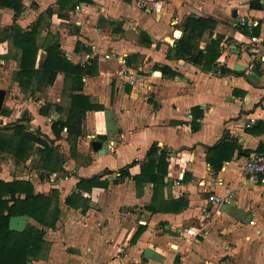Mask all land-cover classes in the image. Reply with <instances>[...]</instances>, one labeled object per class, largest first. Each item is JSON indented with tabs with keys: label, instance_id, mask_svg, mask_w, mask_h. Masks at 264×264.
I'll use <instances>...</instances> for the list:
<instances>
[{
	"label": "crops",
	"instance_id": "crops-1",
	"mask_svg": "<svg viewBox=\"0 0 264 264\" xmlns=\"http://www.w3.org/2000/svg\"><path fill=\"white\" fill-rule=\"evenodd\" d=\"M261 1L262 9L250 8L249 0H22L24 11L18 18L13 17L11 9L0 8V25L16 23L27 30L38 24L39 43L56 40L72 62L94 58L97 65L96 74L83 78L82 92L99 107L86 112L74 155L66 142V131L54 141L55 145H64V150H59L63 172L40 178L33 169L34 174L17 178L29 180L35 193L49 195L57 190L62 201L55 227L45 228L46 256L27 264L254 263L245 257L243 247L235 250L222 246L224 241L216 233L232 232L239 237V228L234 224L243 214V192L264 189V185H257L243 173L251 153L257 152L259 146L263 152L257 153H264V0ZM189 16L217 20L216 26L206 29L199 39L198 48L203 52L217 34L224 37L216 65L209 69L167 56L168 49L182 36L184 20ZM242 18L258 22L254 34L260 43H251V36L240 29L237 22ZM127 30L130 34L143 31L151 42L139 43L126 36ZM174 34L178 37L173 38ZM2 46V57L13 53L18 68L20 50L10 39L1 41ZM105 54L111 58L105 59ZM119 55L126 56L131 73L140 74L137 85H130L119 73L115 59ZM250 64L255 65V80L246 74ZM235 65L245 70H234ZM160 66H167L176 75H164ZM221 66L229 71L220 72ZM58 77L63 79L61 74ZM54 83L48 88H55ZM60 101V96L52 100ZM33 116V121L38 122L34 127L44 129L42 120L46 117L38 111ZM51 118L57 119L58 114ZM43 134L55 138L47 130ZM93 140L101 144L100 151L92 148ZM225 142L236 147L232 157L215 170L208 154L216 160L221 153L218 146ZM153 143L168 152L161 197L188 200L180 213L147 210L153 185L136 186L131 178L139 172ZM133 162L128 168L129 176H115ZM181 173L182 180L175 184ZM102 174L101 180L108 181L107 186L80 191L87 200L84 207L65 203L67 196L79 192L76 183L81 178ZM202 181L205 186L199 184ZM229 187L237 192L233 204L215 206L208 201L209 194L222 195ZM137 207H141L140 211ZM16 218L20 219L16 230L36 225L28 216ZM221 219L232 223L219 227ZM184 223L200 227L204 233L189 238L183 233ZM140 228L142 232L132 242ZM244 229L249 228L242 227L240 231ZM256 264H264V256L257 258Z\"/></svg>",
	"mask_w": 264,
	"mask_h": 264
},
{
	"label": "trees",
	"instance_id": "trees-1",
	"mask_svg": "<svg viewBox=\"0 0 264 264\" xmlns=\"http://www.w3.org/2000/svg\"><path fill=\"white\" fill-rule=\"evenodd\" d=\"M248 5L252 9H262L263 7L261 0H249ZM0 8L11 9L13 17L18 18L24 11V4L22 0H0ZM216 24L217 20L211 17H186L183 23V34L168 49L167 56L188 60L194 64L202 65L206 69L215 66V61L220 56L219 44L224 37L220 34L213 37L205 47V52L198 48V42L203 32L206 29H213ZM39 27L40 25L34 24L24 30L18 24L13 23L11 26L2 28L3 35L0 41L10 39L15 48L20 50L14 80L22 91L28 89L29 93L34 95L35 92H43L45 88L54 83L58 74H61L63 85L68 91V104L63 106L60 103H46L38 110V114L45 117H50L53 112L58 114V118L52 120L50 126L54 139H50L43 133L39 134L37 128L30 130L29 121L26 123L15 122L1 127L0 159L1 154H8L13 158L15 164H23L35 149L38 158L34 161L32 168L39 171L40 178H44L50 173L60 174L63 172V156L54 141L61 137L62 131H66V142L69 144L70 153L73 156L82 132L81 126L86 112L98 109L99 106L91 101L89 95L82 92L83 78L97 72L96 59L89 58L84 63L72 62L66 57L56 40L45 39L44 42L39 43L37 40ZM239 27L244 34L257 36L254 34L257 26L243 25ZM125 34L142 44L151 42L143 31L130 34L127 30ZM40 50L44 52L39 54ZM253 67L255 68V65ZM160 68L164 75H176L167 66H160ZM219 71L229 70L221 66ZM0 114L8 116L9 111L1 108ZM62 114L65 116L63 117ZM25 124H28V127ZM34 146L37 147L34 148ZM235 147L234 144L227 142L218 146L217 150L221 153H218L214 161L208 154V160L215 170L220 168L223 161L232 157ZM260 148L261 146L257 148V152H263ZM133 164L134 162L120 169L119 176H129L128 168ZM167 166V150L160 149L156 143H153L140 164L139 172L131 176L136 186L152 183V202L145 208L154 213H180L188 206V200L183 197L167 199L161 197L165 186L164 177L167 174ZM102 176L103 174L81 178L76 183L79 192H73L67 196L65 203L74 208L79 205L84 207L87 200L81 196L80 191L89 192L94 187L107 186L108 181L101 180ZM60 213L57 190H52L49 195L35 193L33 184L29 180L13 178L6 181L0 179V264H27L31 259L45 257L47 254V244L43 239L45 228H54ZM17 216H28L36 222V225L28 224L24 229L16 230L10 227V219ZM141 232L142 228L137 229L131 241L134 242Z\"/></svg>",
	"mask_w": 264,
	"mask_h": 264
},
{
	"label": "rangeland",
	"instance_id": "rangeland-1",
	"mask_svg": "<svg viewBox=\"0 0 264 264\" xmlns=\"http://www.w3.org/2000/svg\"><path fill=\"white\" fill-rule=\"evenodd\" d=\"M3 27L4 26L0 25V38L3 35ZM2 48L3 46L0 49L2 50ZM4 49L5 47L3 50ZM16 68V56L13 53L7 58L2 57L0 60V88H3L6 91L2 108L9 111L8 116L0 114V128L15 122L26 123L29 121L30 130H33L32 128H37L39 130L37 132L41 135L44 133V130H47L51 134L50 124L51 121L54 120L51 118L52 115L50 117L46 116V119L44 120L40 119L42 122H45L42 125L45 126L43 129L40 126L34 127L36 124H38V122L33 121V113H37L43 104L53 103L52 100H54L56 96H60L61 101L59 103L63 106H66L68 104V91L65 89L60 77H58L54 83L55 88L47 87L43 92L37 94L35 93L34 95L30 94L28 89L21 91L14 80V73L17 70ZM25 104H28V106ZM27 108H29L31 111H29ZM52 114H54V116L57 115V113L54 112ZM62 116L64 117L65 115L62 114ZM36 147L34 146V148ZM58 148L59 150L63 151L64 145L59 143ZM37 158L38 154L36 153V150L33 149L28 160L23 164L17 165L10 155L1 154L0 179L11 180L13 178L23 177L24 175L29 176V174H34V172H32V165L34 161L37 160ZM23 172H26L27 174H23ZM37 174L39 175V171H37ZM32 176L33 178H36V176ZM257 185H260V183H257ZM243 198L244 202L242 205V217L237 219L234 224L235 227L239 228V237H237L232 232L221 234L218 233L219 231H217L216 234L219 236L222 242L224 241L222 246L227 245L230 248L232 246L233 249H241V247H243L242 249H245L246 252L245 257H247L249 260H253V264H256V259L264 256V189L257 187L256 189L252 188L246 192L244 191ZM61 206L62 201L59 197V207ZM137 208V211H140L139 209H141V207ZM138 218L139 217H137V219ZM250 221H254V223L251 224ZM19 222V218H12L10 221V227H16V224ZM231 223L232 222H230L228 219H225L224 221L221 219L219 220L218 224L219 227L225 228L224 226H229ZM184 226L188 227L189 225L188 223H184ZM246 226L251 230V232L249 229L240 231L242 227ZM173 245H176L174 241Z\"/></svg>",
	"mask_w": 264,
	"mask_h": 264
},
{
	"label": "built area",
	"instance_id": "built-area-1",
	"mask_svg": "<svg viewBox=\"0 0 264 264\" xmlns=\"http://www.w3.org/2000/svg\"><path fill=\"white\" fill-rule=\"evenodd\" d=\"M76 8H79V5L76 6ZM237 24L239 26L246 25L248 27H254L258 25V22L255 20L252 21H246L244 18L240 19ZM178 35L174 34L173 38H177ZM250 42L253 43L254 45L258 44L261 42V40L258 38V36H251ZM253 51L257 50V47L252 49ZM105 59L111 58L110 54H105L104 56ZM115 59L117 60V63L120 67L119 73L121 76L125 79L127 83H129L132 86H135L138 84V82L141 79L140 74L137 73H131L129 68L127 67V58L126 56L119 55L115 56ZM255 68L253 67L252 64L248 65L246 67V74L248 77L251 75V72ZM191 117V115H189ZM248 126V124H247ZM243 173L245 176H249V178L252 180V182L255 183H260L264 185V153H251L246 162L244 163L243 167ZM119 173H116L115 176H118ZM183 173H181L180 176L177 177V180L175 184H178L179 181L182 180ZM201 186H205V182H199ZM236 189L233 187H229L226 189V191L222 195H217L215 193L209 194L208 195V201L212 203L215 206H221V205H230L233 204L235 199H236ZM251 224L254 223V221H250ZM183 233L185 236H188L189 238H196L199 234H203L204 230L200 227H196L193 225H190L186 228L183 229ZM184 236V237H185Z\"/></svg>",
	"mask_w": 264,
	"mask_h": 264
},
{
	"label": "water",
	"instance_id": "water-1",
	"mask_svg": "<svg viewBox=\"0 0 264 264\" xmlns=\"http://www.w3.org/2000/svg\"><path fill=\"white\" fill-rule=\"evenodd\" d=\"M235 11H233V16H235ZM234 70H240V71H244L245 68L243 66H238V65H235L234 66ZM256 70L254 69L252 72H251V75L248 77L250 80H255L256 78ZM5 95H6V91L3 89V88H0V111H1V108H2V105H3V101H4V98H5ZM27 127H28V124H25ZM91 146L94 150H99L101 149V144L96 141V140H93L92 143H91Z\"/></svg>",
	"mask_w": 264,
	"mask_h": 264
}]
</instances>
